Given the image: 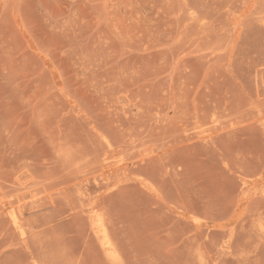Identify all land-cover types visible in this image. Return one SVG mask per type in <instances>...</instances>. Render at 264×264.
I'll list each match as a JSON object with an SVG mask.
<instances>
[{"label":"rangeland","instance_id":"1","mask_svg":"<svg viewBox=\"0 0 264 264\" xmlns=\"http://www.w3.org/2000/svg\"><path fill=\"white\" fill-rule=\"evenodd\" d=\"M263 231L264 0H0V264H264Z\"/></svg>","mask_w":264,"mask_h":264},{"label":"bare ground","instance_id":"2","mask_svg":"<svg viewBox=\"0 0 264 264\" xmlns=\"http://www.w3.org/2000/svg\"><path fill=\"white\" fill-rule=\"evenodd\" d=\"M19 218H20V217H19ZM90 218H91V217H90ZM90 218H89V219H90ZM99 219H100V218H99ZM14 221H15L16 224H19V219H18L17 217H14ZM263 232H264V231H263ZM23 233H24V232H23ZM96 234H97V233H96ZM103 236L105 237V234H103ZM107 238H108V237H107ZM110 241H111V240H110ZM107 246H108V244H107ZM107 246H106V248L109 250V249H110V246H108V247H107ZM112 247H113V246H112ZM111 249H113V248H111ZM108 250H107V251H108ZM114 252H115V251H114ZM116 253H117V252H116ZM116 253H115V254H116ZM115 256H116V255H115ZM108 258H109V257H108ZM109 260H110V259H109ZM115 260H116V259H115Z\"/></svg>","mask_w":264,"mask_h":264}]
</instances>
